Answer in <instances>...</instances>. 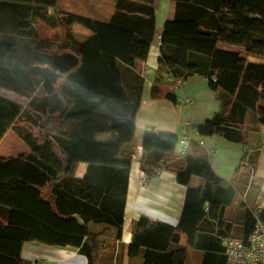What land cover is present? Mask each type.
<instances>
[{
	"label": "trees",
	"instance_id": "trees-1",
	"mask_svg": "<svg viewBox=\"0 0 264 264\" xmlns=\"http://www.w3.org/2000/svg\"><path fill=\"white\" fill-rule=\"evenodd\" d=\"M64 1L0 0V88L27 99L24 107L0 97V142L11 129L30 148L0 157V264H32L22 257L26 243L76 248L88 264H101L122 234L132 161L119 156L134 141L140 100L126 90L119 63L133 69L147 60L155 9L117 0L112 19L102 23L60 8ZM201 3L178 1L174 20L161 34L157 79L164 72L183 81L204 77L223 110L195 129L202 137L242 143L243 132L253 130L245 125L247 111H255L264 126V64L246 59L264 60V0ZM75 25L92 37L76 41ZM227 38L246 48V57L219 48ZM166 98L177 102L173 94ZM109 134L113 141L97 142ZM178 139L146 134L142 148L148 157L141 163L144 170L151 166L149 176L163 168L187 187L180 222L177 227L148 218L134 222L129 257H142L143 264H186L192 250L204 253L202 264H227L223 240L246 242L256 208L244 206L240 237L232 236L226 212L236 191L215 173L199 144L178 157ZM246 158L235 175L247 183L256 167ZM81 163L88 168L77 178ZM194 177L198 188L191 187ZM92 222L107 227L95 232ZM182 236L186 248L180 247Z\"/></svg>",
	"mask_w": 264,
	"mask_h": 264
},
{
	"label": "crops",
	"instance_id": "crops-1",
	"mask_svg": "<svg viewBox=\"0 0 264 264\" xmlns=\"http://www.w3.org/2000/svg\"><path fill=\"white\" fill-rule=\"evenodd\" d=\"M85 1V5L91 8V13L88 16H97L87 18L102 23L110 22L115 13L117 0ZM126 1L154 8L156 27L146 61H138L133 69L123 65L121 62L119 63L126 90L133 99L140 100V105L135 117L134 141L125 145L119 156L120 159H131L132 161L127 185L122 234L115 245V250L105 253L101 264H143L142 257L131 259L128 252L132 243L133 223L141 218H148L174 227H177L180 222L185 206L187 187L177 182L176 175L173 172L162 168L156 171L158 174L153 176L145 186L139 184L143 172L152 169L148 164L145 165L146 170L142 168L141 160L144 159L145 161L148 157V154L143 152L142 148L144 136L148 133H167L182 137L185 135L186 129L197 128L205 124L206 121L211 120L215 114L223 110L221 99L209 87V83L204 77L192 76L189 79H184L179 86L171 84L165 72L162 73V77L160 76V80L157 79L161 34L166 23L174 20L177 3L180 0ZM200 1H202V7L208 5V0ZM71 4L70 1H64L61 3L60 8L79 16H86L73 11ZM72 32L76 41L83 42L92 37V33L86 35L79 28L73 27ZM218 46L221 49L239 52L246 56V48L237 45L233 39L229 40L227 38L220 41ZM246 59L254 63L264 64L262 59L254 57H246ZM169 86H172L173 91H168ZM153 90L159 91L158 94L153 95ZM166 94L175 95L177 102L174 103L172 100L167 99ZM0 97L24 107L27 104V99L2 88H0ZM244 121L245 125L253 130H245L243 132L244 142L242 143L230 142L220 135L197 138L198 140H203V148L209 155L215 173L231 189L235 190L236 194L239 193V190L241 191L242 185L246 184L242 195L243 203L239 216V225L235 226L229 220L234 225L232 236L235 237H240L239 230L244 222V206L253 211L260 201L264 199V150H261L264 126L260 124L258 114L253 110L247 111ZM10 132L11 129L1 140L0 145ZM114 139L115 136L109 134L99 136L96 140L99 143H108ZM26 146L27 151L21 154L30 152L29 146L27 144ZM0 157L6 156L0 153ZM9 157L16 156L10 155L6 158ZM244 157H247V161L250 160L256 167L253 179L247 183L235 175ZM87 168L88 164L81 163L77 169L76 177L83 178ZM199 184V178H192L191 187L198 188ZM233 205L234 203L230 207ZM90 226L95 232H100L107 227L104 224L94 222ZM186 246L187 238L182 236L180 247L186 248ZM187 252L186 264H202L204 253L192 250ZM22 257L32 264H88L87 257L76 248L50 247L40 243H26L23 246Z\"/></svg>",
	"mask_w": 264,
	"mask_h": 264
},
{
	"label": "built area",
	"instance_id": "built-area-1",
	"mask_svg": "<svg viewBox=\"0 0 264 264\" xmlns=\"http://www.w3.org/2000/svg\"><path fill=\"white\" fill-rule=\"evenodd\" d=\"M168 81L177 86L183 82L182 78H175L170 73L166 74ZM197 129L188 128L185 130V135L179 137L177 142V156L184 157L192 143H197L203 147V140ZM261 150H264V137L261 141ZM158 172L155 171V176ZM152 176L143 172L139 184L145 186ZM264 199L260 201L256 209L253 211L255 224L247 241L235 238H225L223 240L224 255L227 264H264Z\"/></svg>",
	"mask_w": 264,
	"mask_h": 264
},
{
	"label": "rangeland",
	"instance_id": "rangeland-1",
	"mask_svg": "<svg viewBox=\"0 0 264 264\" xmlns=\"http://www.w3.org/2000/svg\"><path fill=\"white\" fill-rule=\"evenodd\" d=\"M72 3L71 6L73 7V11L79 14H83L86 16L82 17H97V16H88L89 13H91V8L88 7L86 4L85 0H68L65 2ZM91 15V14H90ZM74 28H79L80 31H82L84 34L89 35L91 32L80 25H75ZM52 32H46L45 30L43 31V34H50ZM229 40L231 38H228ZM246 57V56H244ZM259 59V58H257ZM168 91H173L172 86L168 87ZM26 144L18 137L17 133L14 130H11V132L7 135V137L4 139V141L0 145V153H2L4 156H17L21 153H24L27 151ZM255 156V154H254ZM243 173H249V170L244 168ZM255 185V184H254ZM243 187L241 188V191L239 190V193L236 194L235 200H234V205L230 208H228L227 213H226V218L228 220H231L235 226L239 225L240 222V213H241V207H242V195L244 193L246 184L242 185ZM256 186V185H255ZM254 186V187H255ZM255 209V208H254ZM238 219V221H237ZM235 234V233H234Z\"/></svg>",
	"mask_w": 264,
	"mask_h": 264
}]
</instances>
